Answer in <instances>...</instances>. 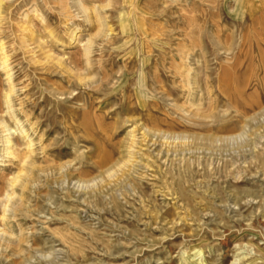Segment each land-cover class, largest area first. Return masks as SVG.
Listing matches in <instances>:
<instances>
[{
    "label": "rangeland",
    "instance_id": "1",
    "mask_svg": "<svg viewBox=\"0 0 264 264\" xmlns=\"http://www.w3.org/2000/svg\"><path fill=\"white\" fill-rule=\"evenodd\" d=\"M9 91L0 264H264V0H0Z\"/></svg>",
    "mask_w": 264,
    "mask_h": 264
},
{
    "label": "bare ground",
    "instance_id": "2",
    "mask_svg": "<svg viewBox=\"0 0 264 264\" xmlns=\"http://www.w3.org/2000/svg\"><path fill=\"white\" fill-rule=\"evenodd\" d=\"M78 2V1H77ZM79 4V2H78ZM81 6V5H80ZM83 13H85V10L83 7L81 8ZM8 83H10L11 76H8ZM11 90V87H10ZM12 91L8 94H6L4 98V107L6 110V113L9 115L10 119L15 123V130L13 131L11 128H9L5 122L0 121V163H5L9 162L12 158L18 159L19 162L21 163L19 171L17 172L16 176L14 177V180L11 182V193H10V198H14V191L13 189L16 187H21L22 189L25 188L29 183L28 181L30 180L31 175L28 173H24L29 160H30V151H27L21 155L16 154V150L14 148V144L12 142V136L14 134H18L19 136L23 137V139L26 140L27 144V149L29 150L33 145V141L31 140V137L29 136L28 130L30 129L31 132L35 133V129L30 126L29 124L27 125L25 122V125L21 121V119L18 118V115L22 113L24 115V112H22V105H20L21 110L18 112H15L13 108V102H12ZM21 114V115H22ZM26 114V113H25ZM26 116V115H24ZM26 126H29V129L26 128ZM133 154V153H132ZM131 154V155H132ZM133 167V166H132ZM9 198V199H10ZM5 212H13V209L7 210V206H5ZM4 212V214H6ZM16 213V212H15ZM15 215V214H14ZM0 237L3 239H10V236L6 235L5 233H2L0 231ZM1 238V240H2ZM195 258V257H194ZM188 261V259H187ZM194 264V262H193ZM198 264V263H196Z\"/></svg>",
    "mask_w": 264,
    "mask_h": 264
}]
</instances>
